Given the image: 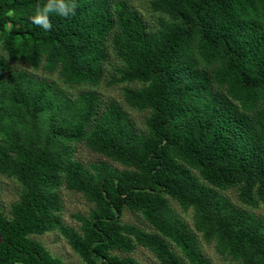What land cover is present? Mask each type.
<instances>
[{"label":"trees","instance_id":"1","mask_svg":"<svg viewBox=\"0 0 264 264\" xmlns=\"http://www.w3.org/2000/svg\"><path fill=\"white\" fill-rule=\"evenodd\" d=\"M77 0L76 15L31 23L45 0H0V175L21 191L0 208V264H62L32 239L57 232L85 264H210L198 236L232 264H264V0ZM124 105L146 116L136 129L118 103L89 88L108 75ZM57 73L53 83L7 63ZM78 145L96 155L83 163ZM92 207L64 224L59 189ZM235 189L239 204L222 192ZM170 201L191 210L193 231ZM137 213L152 232L122 223Z\"/></svg>","mask_w":264,"mask_h":264},{"label":"rangeland","instance_id":"2","mask_svg":"<svg viewBox=\"0 0 264 264\" xmlns=\"http://www.w3.org/2000/svg\"><path fill=\"white\" fill-rule=\"evenodd\" d=\"M130 2L139 10V12L149 21L155 22L156 16L150 13L148 9V2L146 0H130ZM0 56L6 57L0 46ZM7 63L11 68L17 70H23L35 77L43 78L49 82H53L59 90L65 92L71 97L76 96L79 92L85 91V86L80 87H70L65 85L59 78L57 73H45L41 69H32L30 66L22 61ZM119 65V61L111 59L107 65V71L109 72L107 76L99 83L96 87H91L89 90H93L99 97V105L103 108L106 107L108 103L115 102L121 105V107L128 113L130 119L134 123L136 129H143V119L146 116L141 112H137L127 108L123 103L122 88H137L140 84H122V85H108L107 80L110 75L113 74V68ZM74 157L83 163L93 162L97 159L96 155L89 151L82 145H78ZM21 187L19 183L14 179H8L0 175V208L4 214L8 215L10 212L11 205L19 199V193ZM59 196L62 204L61 216L64 224L68 227L76 229L78 227V222L74 218L76 215H87L91 209V205L85 201V199L78 193L68 191L64 187L59 189ZM223 196L228 198L234 205L243 207L239 204L237 198V191L235 189H230L222 192ZM171 207L175 214L186 223L191 231H193V221L191 210H182L177 204L170 201ZM245 210L251 212L257 218L264 223V205H259L257 208H246ZM122 223L133 224L142 230L152 232L151 227L145 222V220L137 213L130 211H124L121 218ZM32 239L38 241L42 246L54 257L61 260L62 264H85L77 254H75L71 248L68 246L66 241L57 232H47L42 236H35ZM200 247L204 255L209 259L210 264H232L229 261H225L222 257L218 256L212 245L206 244L200 236H198ZM132 257L137 264H158L156 259L152 254L144 248L137 247L133 253L129 255Z\"/></svg>","mask_w":264,"mask_h":264},{"label":"clouds","instance_id":"3","mask_svg":"<svg viewBox=\"0 0 264 264\" xmlns=\"http://www.w3.org/2000/svg\"><path fill=\"white\" fill-rule=\"evenodd\" d=\"M79 4L77 0H45L43 5H37L34 15L31 16V23L44 31H51L53 28L52 17L69 19L76 15Z\"/></svg>","mask_w":264,"mask_h":264}]
</instances>
